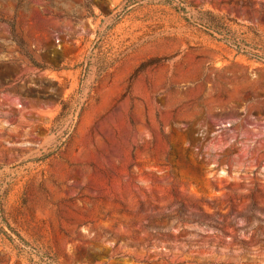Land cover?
<instances>
[{"label": "rangeland", "instance_id": "374dc122", "mask_svg": "<svg viewBox=\"0 0 264 264\" xmlns=\"http://www.w3.org/2000/svg\"><path fill=\"white\" fill-rule=\"evenodd\" d=\"M0 264H264V0H0Z\"/></svg>", "mask_w": 264, "mask_h": 264}, {"label": "trees", "instance_id": "16d2710c", "mask_svg": "<svg viewBox=\"0 0 264 264\" xmlns=\"http://www.w3.org/2000/svg\"><path fill=\"white\" fill-rule=\"evenodd\" d=\"M12 35V41L15 43V45H17V47L23 51V54L26 55V52H24V44L23 42L21 41V39H19L15 34L14 32L11 33Z\"/></svg>", "mask_w": 264, "mask_h": 264}]
</instances>
